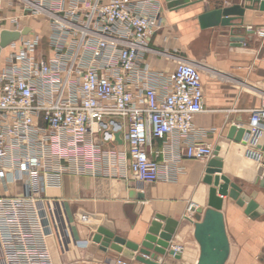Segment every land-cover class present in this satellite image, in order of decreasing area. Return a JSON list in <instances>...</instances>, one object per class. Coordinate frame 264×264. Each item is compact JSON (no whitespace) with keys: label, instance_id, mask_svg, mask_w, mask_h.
<instances>
[{"label":"built area","instance_id":"1","mask_svg":"<svg viewBox=\"0 0 264 264\" xmlns=\"http://www.w3.org/2000/svg\"><path fill=\"white\" fill-rule=\"evenodd\" d=\"M143 8L133 0H0V32L43 16L51 51L38 54L43 36L31 26L7 46L0 67V264H54L46 188L65 174L112 176L117 133L141 184L174 181L183 158L214 156L195 126L206 109L201 67L181 59L150 81L141 56L163 21ZM249 129L254 145L264 106L251 112ZM154 138L165 139L163 160L148 150ZM17 184L21 192L10 193Z\"/></svg>","mask_w":264,"mask_h":264},{"label":"crops","instance_id":"2","mask_svg":"<svg viewBox=\"0 0 264 264\" xmlns=\"http://www.w3.org/2000/svg\"><path fill=\"white\" fill-rule=\"evenodd\" d=\"M133 1H142L147 13L159 11L163 21V27L149 39L150 49L141 56L150 65V81L157 82L161 75H167L181 59L197 62L202 70L206 108L195 117V126L203 130L201 141L220 147L224 173L248 192L258 191L256 200L264 208V188L260 186L264 174V140L252 145L227 136L232 124L249 129L251 112L264 106V39L258 34L264 30V11L246 8L243 18L235 21L239 27L232 36L230 27L202 29L199 25L197 16L214 8L218 0H204L178 10H170L165 0ZM219 1L231 5L242 0ZM28 19L24 24L33 26L46 39V46L41 43L38 54L49 56L45 18ZM7 51L5 47L0 52V67ZM142 67L140 61V71ZM164 140L154 138L148 145V150L159 160L164 158ZM110 148L114 151L109 161L112 176L65 174L46 188L45 201L53 224L49 242L54 264H120L119 260L143 264L111 248L102 251L93 235L98 226L107 225L115 234L140 242L157 214L181 221L170 248L182 252V258L167 255L163 262L186 264L188 260L187 264H196L200 246L194 237L193 222L184 216L194 219L190 205L202 206L207 202L209 185L202 179L209 159L183 158L178 162L182 170L174 181L141 184L132 179L120 155L127 145L119 143ZM21 190V184L10 186V193ZM223 198L231 242L226 264H262L259 258L264 254V215L251 219L235 201Z\"/></svg>","mask_w":264,"mask_h":264},{"label":"water","instance_id":"3","mask_svg":"<svg viewBox=\"0 0 264 264\" xmlns=\"http://www.w3.org/2000/svg\"><path fill=\"white\" fill-rule=\"evenodd\" d=\"M165 1L170 10H178L202 3L204 0ZM246 8H258L264 11V0H242L240 3L231 5H225L218 0L214 8L206 9L197 16V19L202 29L226 26L230 27L231 35L234 36L235 30L239 27L235 21L243 18ZM31 29L29 25L19 30L3 29L0 32V52L22 35H27ZM244 40L245 38L242 37L241 42ZM249 132L250 129L245 126L232 124L227 136L236 142L244 143ZM120 134L117 133L116 137L119 143H123ZM260 139L264 140V132ZM262 148L264 149V146ZM202 180L209 185L207 202L202 206L190 205L194 219L188 215L184 216L185 220L193 222L194 237L200 246L196 264H226L231 254V242L223 212V197H229L238 206L244 208L245 214L251 219H258L264 215V208L256 200L258 191L248 192L224 173V159L220 156L219 146L216 147L214 156L208 160ZM260 186L264 188V174ZM180 224L181 221L178 219L157 214L140 242L128 240L115 234L107 225L97 227L93 240L100 244V249L104 252L111 248L128 258H135L143 264H169L163 262L167 255L178 260L182 258V252L170 248ZM259 261L264 264V254L261 255Z\"/></svg>","mask_w":264,"mask_h":264},{"label":"rangeland","instance_id":"4","mask_svg":"<svg viewBox=\"0 0 264 264\" xmlns=\"http://www.w3.org/2000/svg\"><path fill=\"white\" fill-rule=\"evenodd\" d=\"M32 19V18H31ZM40 21H41V19H39ZM28 21H30L29 23H32L33 24V22H31V20L30 19H28ZM37 23V22H36ZM43 24V22H41V24L40 25H42ZM45 34V33H44ZM46 46V40L44 39V43H43V47H45ZM2 63V56H0V64Z\"/></svg>","mask_w":264,"mask_h":264},{"label":"bare ground","instance_id":"5","mask_svg":"<svg viewBox=\"0 0 264 264\" xmlns=\"http://www.w3.org/2000/svg\"><path fill=\"white\" fill-rule=\"evenodd\" d=\"M200 201H202V199L200 197H197ZM188 260H185V263L187 264Z\"/></svg>","mask_w":264,"mask_h":264},{"label":"trees","instance_id":"6","mask_svg":"<svg viewBox=\"0 0 264 264\" xmlns=\"http://www.w3.org/2000/svg\"><path fill=\"white\" fill-rule=\"evenodd\" d=\"M46 40V39H45ZM44 43V38H43V40H42V44Z\"/></svg>","mask_w":264,"mask_h":264}]
</instances>
